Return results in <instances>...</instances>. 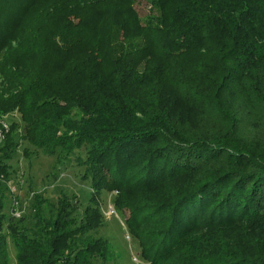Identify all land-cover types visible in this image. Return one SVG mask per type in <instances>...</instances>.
I'll return each instance as SVG.
<instances>
[{
  "label": "trees",
  "instance_id": "obj_1",
  "mask_svg": "<svg viewBox=\"0 0 264 264\" xmlns=\"http://www.w3.org/2000/svg\"><path fill=\"white\" fill-rule=\"evenodd\" d=\"M135 2L0 0V118L17 111L21 140L51 153L89 146L77 159L85 178L114 192L147 263L264 264V150L237 139L230 107L243 99L244 109L264 108V0H148L144 21ZM56 66L62 86L43 77ZM144 90L146 100L136 96ZM170 101L204 106L225 130L187 140L163 106ZM10 130L0 146L5 179ZM2 178L0 264H8L5 230H19L5 220ZM97 208L74 221L59 209L51 230L15 234L16 264H104L106 242L89 235ZM230 228L239 235L225 240Z\"/></svg>",
  "mask_w": 264,
  "mask_h": 264
},
{
  "label": "rangeland",
  "instance_id": "obj_2",
  "mask_svg": "<svg viewBox=\"0 0 264 264\" xmlns=\"http://www.w3.org/2000/svg\"><path fill=\"white\" fill-rule=\"evenodd\" d=\"M134 8L141 21L149 15L148 0H136ZM62 70H64L62 66H56L45 72L43 77L48 80L46 83L51 81L50 85L62 86L59 82L61 77L57 78L60 74H64ZM71 84L73 80L68 77L64 84L65 88H70ZM158 84L159 81L154 83L155 88ZM159 86L162 88L158 90L167 85L160 84ZM145 91L136 96L146 100ZM242 101L243 99H235L230 105L232 111L237 112L240 117L235 127V135L237 139L251 144L257 150H264V108L257 103L247 101L249 103L244 105L246 107L244 109ZM163 106H169L171 120H176L180 131L187 136V140L202 139L209 133H220L225 130V125L218 123L215 117H211V112L204 106L191 107L181 101H177L176 104L170 101ZM71 112V116H78L76 109ZM0 119L9 125V130L12 125H15L10 130L16 146L11 152L12 158L7 161L9 177L0 178L5 184L11 180L18 188L19 205L14 209L10 207L8 195H5L3 210L5 220L8 221L10 218L8 222L16 225L17 231L19 230L15 232L16 235L23 234L28 228L40 227L43 230H51V224L59 209L66 215V221L78 220L85 216L87 205L97 203L99 213L96 218L97 226L91 229L89 235L106 242L109 255L104 264H149L140 257L139 243L125 227L124 219L128 215L127 210L119 211L114 206V192L92 190L89 181L85 178L87 163H81L77 159H85L89 146L76 151L72 150L69 153L62 152L58 148L51 153L43 146H29L21 140L19 135L23 123L17 111L5 113ZM63 134V131H60L57 136ZM67 134L69 137L76 135L72 131ZM112 208L114 213L110 215L108 212ZM5 233L7 234L8 264H16L15 234L10 231L8 233L7 230ZM231 235L234 237L239 233L234 228L221 232L225 240L231 238ZM210 238L205 239L204 243H209L212 247L213 243L209 240Z\"/></svg>",
  "mask_w": 264,
  "mask_h": 264
},
{
  "label": "built area",
  "instance_id": "obj_3",
  "mask_svg": "<svg viewBox=\"0 0 264 264\" xmlns=\"http://www.w3.org/2000/svg\"><path fill=\"white\" fill-rule=\"evenodd\" d=\"M8 132H9V125L1 121L0 122V145L3 143L5 136L8 134ZM5 185L7 188L8 199L10 201L9 206L13 207L14 209L19 205L18 188L14 185L13 182H11V180H8ZM108 213L110 215L113 214L114 213L113 208L110 209Z\"/></svg>",
  "mask_w": 264,
  "mask_h": 264
}]
</instances>
